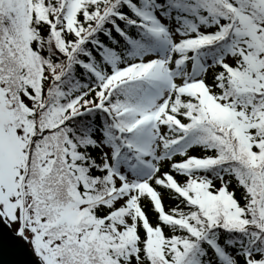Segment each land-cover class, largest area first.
<instances>
[{
  "label": "snow or ice",
  "instance_id": "1",
  "mask_svg": "<svg viewBox=\"0 0 264 264\" xmlns=\"http://www.w3.org/2000/svg\"><path fill=\"white\" fill-rule=\"evenodd\" d=\"M0 264H264V0H0Z\"/></svg>",
  "mask_w": 264,
  "mask_h": 264
}]
</instances>
